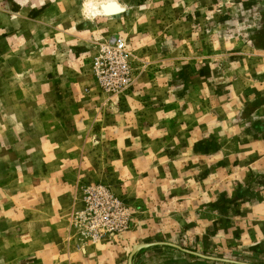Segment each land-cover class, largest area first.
<instances>
[{
    "label": "rangeland",
    "instance_id": "obj_1",
    "mask_svg": "<svg viewBox=\"0 0 264 264\" xmlns=\"http://www.w3.org/2000/svg\"><path fill=\"white\" fill-rule=\"evenodd\" d=\"M31 1L34 9L26 5L20 13L35 12L30 18L41 17L38 23L17 19V12L0 1V180L2 174H20L22 167L36 166L37 160L30 164L29 156L39 153L42 142L54 134L56 139L62 137L59 125L68 122L74 123L82 141L95 145L93 123L103 120L112 127L110 114L122 112L134 128L119 133L136 139L138 150L145 135L167 133L166 138L177 140L179 154L194 158L217 149L232 150L235 130L247 123L248 114L264 108V0ZM115 39L127 50L129 81L116 91H106L98 80L97 59L103 46H112ZM107 67L105 61L103 68ZM82 78L90 86L80 84ZM64 85L76 92L75 99L62 96ZM255 87L262 88V95L255 94ZM36 92L40 97L27 100ZM16 97L28 103L22 105ZM158 122L166 127L135 129ZM55 151L43 148L49 156ZM95 172L92 178H76L67 193L63 244L81 256L92 249L96 264H126L132 247L145 243L136 238L135 220L141 209L124 203ZM17 180L11 181L12 187ZM89 196L111 199L116 206L113 216L121 226L110 230V213L89 208L85 202ZM156 214L155 209L146 212L151 219ZM243 254L207 256L264 264V252ZM131 264L232 263L154 245L135 252Z\"/></svg>",
    "mask_w": 264,
    "mask_h": 264
},
{
    "label": "crops",
    "instance_id": "obj_2",
    "mask_svg": "<svg viewBox=\"0 0 264 264\" xmlns=\"http://www.w3.org/2000/svg\"><path fill=\"white\" fill-rule=\"evenodd\" d=\"M0 1L17 12L16 18L24 23L41 19L30 18L35 12L20 13L26 5L34 9L31 0ZM95 34L92 30L94 38ZM61 79L65 82L68 78ZM79 83L90 86L86 78L79 79ZM258 93L262 95V88L255 87ZM75 94L64 85L63 97L73 100ZM38 97L36 92L26 98L32 102ZM93 97H89L91 101ZM8 98L12 94L8 93ZM23 99L19 97L18 102L27 104ZM69 109L74 111V107ZM257 111L248 114L247 123L235 130L232 150L223 153L217 149L194 158L179 154L175 150L177 140L166 138L167 133L164 137L145 135L138 150L136 139L119 133L134 128L122 112L110 114L108 119L115 123L112 127L103 120L93 123L95 145L88 139L82 141L74 123L59 125L63 136L56 139L54 134L42 142L39 153L29 156L30 164L37 160L36 166L22 167L20 174L4 170L8 176L1 175V263L23 260L24 264H96L92 262V249L81 256L70 244L67 250L63 244L67 193L76 178H92L95 171L124 203L140 207L135 228L136 238L142 242L172 243L205 256L228 251L251 256L264 252V108ZM152 125L143 123L135 129L166 127L159 122ZM44 147H55V154H44ZM13 179L20 181L12 187ZM151 209L158 212L152 219L146 215Z\"/></svg>",
    "mask_w": 264,
    "mask_h": 264
},
{
    "label": "built area",
    "instance_id": "obj_3",
    "mask_svg": "<svg viewBox=\"0 0 264 264\" xmlns=\"http://www.w3.org/2000/svg\"><path fill=\"white\" fill-rule=\"evenodd\" d=\"M127 50L120 39H115L112 42V46H103L101 55L97 59L101 64L99 67L98 80L102 88L106 91H116L120 86H126L128 84V62L126 60ZM107 62L108 67L103 68V63ZM98 67V64L96 63ZM85 202L89 208H95L98 210L106 209V213H110L108 216L107 225L109 229L116 230L121 226V221L119 222L113 216V201L111 199H105L100 201L98 199L92 200V196H89L85 199ZM108 205V206H104Z\"/></svg>",
    "mask_w": 264,
    "mask_h": 264
},
{
    "label": "water",
    "instance_id": "obj_4",
    "mask_svg": "<svg viewBox=\"0 0 264 264\" xmlns=\"http://www.w3.org/2000/svg\"><path fill=\"white\" fill-rule=\"evenodd\" d=\"M154 245H164V246H169L172 248H175L177 250H180L181 252H184L186 254H190L199 258H203L206 260H215V261H221V262H228V263H232V264H247V263H242V262H238V261H233V260H228V259H221V258H216V257H212V256H205L202 254H198L192 251H188L185 249L180 248L179 246L172 244V243H167V242H154V243H140V244H136L135 246L132 247L131 251L129 252L127 259H126V264H131V258L133 256V254L135 252H137L140 249L143 248H147L150 246H154Z\"/></svg>",
    "mask_w": 264,
    "mask_h": 264
},
{
    "label": "bare ground",
    "instance_id": "obj_5",
    "mask_svg": "<svg viewBox=\"0 0 264 264\" xmlns=\"http://www.w3.org/2000/svg\"><path fill=\"white\" fill-rule=\"evenodd\" d=\"M105 7H107V6H105Z\"/></svg>",
    "mask_w": 264,
    "mask_h": 264
}]
</instances>
